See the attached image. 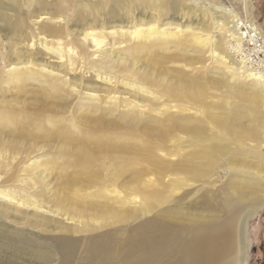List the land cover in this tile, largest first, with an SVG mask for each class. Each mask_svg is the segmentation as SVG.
Wrapping results in <instances>:
<instances>
[{
  "label": "rangeland",
  "instance_id": "374dc122",
  "mask_svg": "<svg viewBox=\"0 0 264 264\" xmlns=\"http://www.w3.org/2000/svg\"><path fill=\"white\" fill-rule=\"evenodd\" d=\"M245 4L0 0V264L29 263V241L83 247L153 217H198L203 195L264 178V83L212 55L243 61L216 29L232 25L226 7L264 32V0ZM165 27L168 40L151 34ZM244 232L247 264H264V206Z\"/></svg>",
  "mask_w": 264,
  "mask_h": 264
},
{
  "label": "bare ground",
  "instance_id": "6f19581e",
  "mask_svg": "<svg viewBox=\"0 0 264 264\" xmlns=\"http://www.w3.org/2000/svg\"><path fill=\"white\" fill-rule=\"evenodd\" d=\"M251 1L243 0V3ZM224 10H229L232 25L225 27L215 24L216 29L227 37L230 48L232 42L231 49L243 61L228 66L229 61L225 57L217 53L212 55L220 60V64L230 68L234 77L239 75L254 83H264L261 72H252L247 67L251 64L260 70L264 69V45L252 51L258 61L260 59L259 62H254L252 55L245 54L243 48L246 36L251 40L258 35L264 36L262 28L252 19L245 20L247 22L241 23L242 25L235 23L239 16L234 10L227 7ZM151 28L154 27H149ZM171 28L156 29L151 34L168 40L165 35L174 34L170 31L176 30ZM145 33L147 32L144 30H136L135 38ZM193 35L204 45H212L210 35L200 32ZM85 37L90 38L96 48L103 45L93 32L87 33ZM113 99L116 98L112 97ZM164 125L167 128H177V122L170 118L164 120ZM254 175H258L256 179L243 177L239 182L242 187H238L236 191L227 184L213 195H203L200 209L206 212L198 217H153L126 231L119 229L89 238L83 247H80V242L71 239L54 240L52 248H43L38 245V241H29L28 246L33 249L29 251L30 256L38 260L31 258L27 260L29 263L22 264H247L249 241L244 236V231L248 222L256 218L264 206V178H260L259 174ZM254 181L261 187H244L249 183L252 185ZM185 219L188 220L183 222ZM42 250H45L44 253ZM54 250L59 255L57 260L52 258ZM7 264L20 263L9 260Z\"/></svg>",
  "mask_w": 264,
  "mask_h": 264
},
{
  "label": "built area",
  "instance_id": "2783aa9c",
  "mask_svg": "<svg viewBox=\"0 0 264 264\" xmlns=\"http://www.w3.org/2000/svg\"><path fill=\"white\" fill-rule=\"evenodd\" d=\"M243 29L246 30L245 27ZM262 44L264 45V36L261 37L260 35H258L256 37H254L253 40H251L250 37L246 36L245 39L243 40L244 53L249 55V56L252 55L254 62H259L260 59L258 61V58L256 57L255 54H252V51H254L256 48L260 47ZM263 59H264V56H263Z\"/></svg>",
  "mask_w": 264,
  "mask_h": 264
}]
</instances>
